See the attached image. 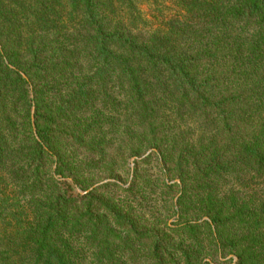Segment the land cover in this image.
Masks as SVG:
<instances>
[{
    "label": "trees",
    "instance_id": "obj_1",
    "mask_svg": "<svg viewBox=\"0 0 264 264\" xmlns=\"http://www.w3.org/2000/svg\"><path fill=\"white\" fill-rule=\"evenodd\" d=\"M0 264H264V0H0Z\"/></svg>",
    "mask_w": 264,
    "mask_h": 264
}]
</instances>
